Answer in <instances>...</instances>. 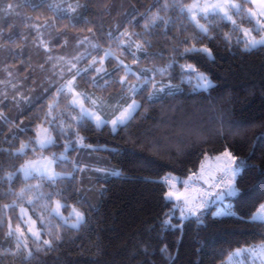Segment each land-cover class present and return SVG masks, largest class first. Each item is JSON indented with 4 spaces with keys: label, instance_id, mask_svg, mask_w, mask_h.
<instances>
[{
    "label": "snow or ice",
    "instance_id": "6c2138e0",
    "mask_svg": "<svg viewBox=\"0 0 264 264\" xmlns=\"http://www.w3.org/2000/svg\"><path fill=\"white\" fill-rule=\"evenodd\" d=\"M23 7L41 10L37 19L44 13H51V17L45 16L43 24L35 23L32 29L38 34L33 43L43 49L45 56L39 66L40 71H46L45 65L52 67L47 70L50 75L41 81L43 90L34 95H23L20 91L28 76L21 80L14 68L5 67L3 71L7 76L0 79V107L9 103L8 95L15 92L17 95L12 98L13 102L18 108L21 101L26 106L18 115H23L29 108L35 109L29 117V121H35L32 126L23 121L16 125L15 118L9 120L0 111V122L16 129L11 133L10 141L5 137L10 147H0V156L3 157L0 159V186L7 182V189L0 192V200L7 201L0 203V230L8 243L7 248L0 250V262L10 255L20 257L22 264H30L33 260L42 264L39 254L58 249L64 242L65 233L80 231L89 222V213L97 210L82 195L83 189L77 186L83 184V173L93 172L97 182H107L110 177L124 178L122 168L102 167L100 161L90 164L79 158L82 149L89 152L104 150L102 145L86 143L87 136L83 133L107 128L113 134L123 131L125 143L133 147L154 146L157 141L148 135L151 129L139 135L133 129L141 128L142 123L149 120L157 103L160 111L158 117L153 118L154 128L183 127L178 114L182 113L180 102L165 104V98L175 100L183 93L181 86L185 84L197 92H210L216 87L207 65L216 61L212 45L217 39L233 54L235 50L244 55L264 49V0H191L190 3H185V0H163L162 3L155 0L143 12H137L135 8L125 12L122 22L107 33L97 35L88 28L89 35L76 38L74 47L82 51L75 55H53V45L60 37H65L60 47H66V29L75 28L80 22L90 23L82 16V11L87 10L86 4L75 3L65 7L64 0H23L22 4L8 3L4 11L11 13ZM170 13H175V16ZM138 17L143 20L141 31L134 30L139 23ZM62 21H66L62 25L64 30H60L59 22ZM172 27L176 29L175 36L168 35ZM189 28L191 33H188ZM221 28H227V31L221 33ZM157 29H160L159 33ZM181 32L188 34L181 38ZM154 35H162L168 40L170 55L163 65L152 63L150 67H140L142 58L152 61L163 55L161 52H149ZM105 39L107 47H102ZM0 41H3L0 50L14 59L19 58L21 66L28 63L23 59L24 49L28 47L23 35L19 36L17 44L16 33L9 32L5 36L0 30ZM17 47L19 51H16ZM126 59L131 62L127 63ZM109 62L113 65L111 69L108 68ZM28 67L32 68V65L28 64ZM32 71L36 69L32 68ZM177 78L179 82L173 83ZM81 82L86 88L80 87ZM110 87L115 94L107 93ZM212 111H217L214 106ZM210 119L219 123L222 134L223 111ZM235 131L238 134L241 129L236 128ZM21 133L26 138L21 139L19 147H16L15 141ZM202 134L200 128L185 131V135L195 138L196 143L206 142ZM54 148L61 150L49 152ZM29 150L31 158L23 159L17 166L18 158L27 156ZM111 151L120 153L119 149ZM213 151L215 155L204 151L198 156L199 166L195 167L193 161L194 168L188 169L183 181L171 172L153 181L165 187L163 199L172 207L164 213L155 236L151 235L155 229L149 228V235L138 242L145 256L156 251L162 233L169 228L182 230L185 221L193 218L197 224H203L207 213L212 212L213 220L235 217L240 223H258L262 230L257 233L262 236L259 243L233 249L220 264H233L234 258L241 256H247L248 260L240 264H264V190L253 199L255 207L252 211L237 212L234 204L227 202L244 196L239 183L245 171L256 169L264 189V166L249 164L251 155L238 156L230 146ZM72 152L77 155L70 157ZM17 178L21 181L18 189L14 187ZM180 183L184 185L183 190L178 188ZM103 191L105 189L101 188L99 194L102 195ZM72 195L76 198L70 204L68 200ZM213 207L215 211H212ZM177 210L179 225L172 222ZM170 247L166 242L161 244L159 253L174 264L178 252L174 257ZM219 255H223V251ZM140 264L152 262L143 260Z\"/></svg>",
    "mask_w": 264,
    "mask_h": 264
},
{
    "label": "trees",
    "instance_id": "16d2710c",
    "mask_svg": "<svg viewBox=\"0 0 264 264\" xmlns=\"http://www.w3.org/2000/svg\"><path fill=\"white\" fill-rule=\"evenodd\" d=\"M190 2L191 0H185V3ZM8 3L22 4L23 0H0V30L5 36L9 32L16 33L17 44L20 35L27 39L28 47L24 49L23 59L28 63L21 66L19 58L14 59L7 52L0 50V79H5L7 76L3 71L5 67L14 68L21 80L28 76L20 91L23 95H34L43 90L40 87L41 81L45 76L50 75L47 70L52 66L45 65L46 71L43 73L40 71L39 66L44 62L45 56L43 49L33 43L38 34L32 26L35 23L43 24L45 16L51 17V13H44L39 19H37V14L41 11L39 9L32 11L23 7L18 11L6 13L4 9ZM75 3L87 5V10L82 11V16L90 23L80 22L75 28L66 29L67 46L60 47L65 40V37H60L58 43L53 45V55H75L77 51H82L74 47L76 38L89 35L88 28H92L97 35L101 32L107 33L114 25L122 22L125 12L132 8L137 12H143L149 5L154 4L155 0H64L65 7ZM170 14L175 16V13ZM29 17L31 19H28ZM59 23L60 30H64L62 25L66 21ZM142 24L143 20H139L134 30L141 31ZM159 31L160 29L156 30L157 33ZM191 31L192 29L189 28L188 33ZM220 31L223 33L227 28H221ZM188 33L181 32V38ZM175 34L176 29L170 28L168 35L175 36ZM152 40L153 46L149 52H161L163 55L152 61H145L142 58L140 67H150L152 63L163 65L170 55V44L164 36L154 35ZM107 43L105 39L101 46L107 47ZM212 46L216 53V61L209 63L207 68L216 87L210 92H197L185 84L181 86L183 93L175 100L170 101L168 98L164 100L165 104L180 102L182 113L178 114L183 121V127L154 128L153 118L158 117L160 111L157 103L149 120L143 122L141 128L133 129L137 135L151 129L148 135L157 141L154 146L133 147L125 143L123 131L120 134H113L107 128L103 131L90 130L83 133L87 136L86 143L102 145L104 150L89 152L87 149H82L79 158L90 164L100 161L102 167L122 168L124 178L110 177L107 182L103 180L97 182L93 172L83 173V184L77 186L83 189L82 195L95 205L97 210L89 213L91 218L80 231L66 232L64 242L58 249L47 254H39V261L42 264H140L143 260L152 264H173L172 261L163 259L159 253V246L165 242L171 246L169 251L174 257L178 252L174 264H220V261L225 260L233 249L261 241L262 236L257 234L262 231L258 223L255 225L240 223L235 217L213 220L212 212H208L203 224H197L193 218L185 221L182 230L169 228L163 232L162 239L156 245V251L151 255L145 256L138 244L149 235V228L155 229L151 233L155 236L156 231L160 230L159 222L164 218V213L172 207L171 203H166L163 199L165 187L153 182L159 180L165 173L171 172L177 177H186L188 169L194 168L193 161L195 167L199 166L197 157L204 151L215 155L213 149L223 150L224 146H230L238 156L251 155L249 164L264 166V49L244 55L235 50L233 54L219 39L213 41ZM16 51H19L18 47ZM126 62L131 61L126 59ZM28 64H31L36 71L33 72ZM112 66L109 62L108 68L111 69ZM172 82L178 83V78ZM80 87L84 89L86 85L81 82ZM32 89L36 91L33 92ZM107 93L115 94V90L110 87ZM99 94L97 92V95ZM16 95L15 92H10L9 103L0 107V111L9 120L15 118L16 125L21 121L29 126L34 125L35 121H29V117L35 109L29 108L23 115H18V112L26 106L21 101L19 108L17 107L12 99ZM213 106L217 110L215 113L212 111ZM220 111L224 113L222 134L219 123L210 119ZM197 128L203 130L202 139L206 142L196 143L195 138L185 135L187 129ZM236 128L241 129L238 134ZM15 130V127L0 122V147H10L7 141L12 139L11 133ZM24 138H26L25 134H19L15 146L19 147L20 140ZM61 148L49 149V152H59ZM112 149H119L120 153L116 154L111 151ZM69 155L76 156L77 153L72 152ZM31 156L29 150L27 156L18 158L17 166L23 159ZM0 159L3 157L0 156ZM20 183V179L17 178L14 187L18 189ZM239 187L244 192V196L239 200L232 198L229 201L234 204V210L237 212L254 210L255 205L252 201L264 190L257 170L245 171ZM101 188L105 189L102 195L99 194ZM6 189L5 181L0 186V192ZM75 198V195H72L68 203L71 204ZM4 202L7 201L0 200V203ZM175 217L172 222L179 225L178 210ZM0 246H2L0 250L8 247L2 230H0ZM221 251L223 255H219ZM0 264H22V261L20 257L8 255L3 257ZM30 264H37V261L33 260Z\"/></svg>",
    "mask_w": 264,
    "mask_h": 264
},
{
    "label": "rangeland",
    "instance_id": "374dc122",
    "mask_svg": "<svg viewBox=\"0 0 264 264\" xmlns=\"http://www.w3.org/2000/svg\"><path fill=\"white\" fill-rule=\"evenodd\" d=\"M157 79H160V78H157ZM28 159V158H27ZM57 171H59L58 169H57ZM177 177V176H176ZM187 177V176H186ZM186 177H182V178H180V177H178L181 181H183ZM181 184H183V183H180L179 185H181ZM178 185V188L180 189V190H183V187H184V185H181V186H179ZM227 202H229V201H227ZM216 210V208L214 207L213 209H212V211H215ZM178 212H179V210H178ZM248 260V257L247 256H241V257H236V258H234V260H233V264H240V262L241 261H247Z\"/></svg>",
    "mask_w": 264,
    "mask_h": 264
},
{
    "label": "crops",
    "instance_id": "0c3cea01",
    "mask_svg": "<svg viewBox=\"0 0 264 264\" xmlns=\"http://www.w3.org/2000/svg\"><path fill=\"white\" fill-rule=\"evenodd\" d=\"M181 185H183V184H181ZM181 185H179V186H181Z\"/></svg>",
    "mask_w": 264,
    "mask_h": 264
}]
</instances>
